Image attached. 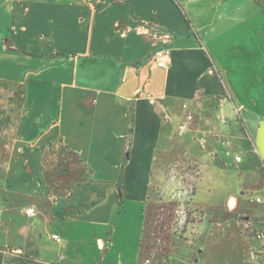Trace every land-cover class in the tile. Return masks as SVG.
<instances>
[{"label": "crops", "instance_id": "1", "mask_svg": "<svg viewBox=\"0 0 264 264\" xmlns=\"http://www.w3.org/2000/svg\"><path fill=\"white\" fill-rule=\"evenodd\" d=\"M161 48L172 50L168 67ZM0 83L23 88L11 112L27 181L16 189L27 221L15 255L153 264L144 233L170 201L166 172L188 155L205 173L193 203L210 219L198 252L183 255L211 264L200 250L233 242L244 259L235 264H264L239 225L264 221V0H0ZM66 153L84 174L64 196L45 179ZM44 233L61 246L45 248ZM183 255L171 264H189Z\"/></svg>", "mask_w": 264, "mask_h": 264}, {"label": "rangeland", "instance_id": "2", "mask_svg": "<svg viewBox=\"0 0 264 264\" xmlns=\"http://www.w3.org/2000/svg\"><path fill=\"white\" fill-rule=\"evenodd\" d=\"M22 94L23 88L0 83V264H18V262L24 264L13 251L16 248L13 246H18L21 240L22 242L25 240V234L20 232V225L27 221L26 215L22 212L27 200L16 191L19 186H23L24 181H19L22 170L19 157L17 154L12 155L19 145H16L13 126H11L13 121L11 112L14 111ZM77 174L79 176L84 174L81 173L79 160L66 153L55 160L54 167L45 180L52 188H59V191L66 196L71 189L70 186L77 180ZM35 175L37 174L34 173L31 178ZM204 175L202 164L192 160L188 155L179 156L170 165L165 180L173 186L170 189L165 186L162 190L170 192V201L160 202L157 205L156 211L159 212V216L151 220V229H147L144 233L143 240L151 249L146 258L147 263L151 261L153 264H171V261L176 260L173 256L183 255L181 247L198 252V248L195 247L197 236L203 222L210 219L206 209L193 203L197 186ZM246 222V219L241 217L240 227L254 234L257 228L252 224L247 226ZM41 239L43 246L47 249H57L61 246L50 237V233H44ZM215 239H221V235L217 234ZM199 246L200 244L197 247ZM201 246L205 250L208 243ZM197 252H190V257L183 255L185 263L190 261L189 264H195V261H199L196 258L199 254ZM200 253L206 254L205 257L211 264H235L238 261L243 263L244 260L241 254L242 249L234 246L233 242L218 241L214 248L206 252L200 250ZM213 256H218V259H212ZM180 260L183 259L180 257Z\"/></svg>", "mask_w": 264, "mask_h": 264}, {"label": "built area", "instance_id": "3", "mask_svg": "<svg viewBox=\"0 0 264 264\" xmlns=\"http://www.w3.org/2000/svg\"><path fill=\"white\" fill-rule=\"evenodd\" d=\"M172 57V50L170 48H161L156 52L155 58L157 63L162 67H168ZM239 112V111H237ZM192 119V115H188V120ZM225 121V119H222ZM188 121H185L181 123L180 130L184 131L188 128ZM238 161H240L241 157H236ZM258 201H261V198H258ZM27 214L29 216H34L36 214V210L32 207L27 208L26 210ZM254 236L260 241V247L258 249H252L251 251V259L253 261H259L262 260L264 257V223L262 226L258 227L256 231L254 232ZM53 239H55L57 242H61L63 237L59 233L53 234ZM264 260V259H263ZM123 264V263H118Z\"/></svg>", "mask_w": 264, "mask_h": 264}, {"label": "trees", "instance_id": "4", "mask_svg": "<svg viewBox=\"0 0 264 264\" xmlns=\"http://www.w3.org/2000/svg\"><path fill=\"white\" fill-rule=\"evenodd\" d=\"M17 256H18V255H17ZM18 258H21V260H20V261H22V262H26V264H36V263H34V262L25 261V259H24V258H22V257H19V256H18Z\"/></svg>", "mask_w": 264, "mask_h": 264}]
</instances>
